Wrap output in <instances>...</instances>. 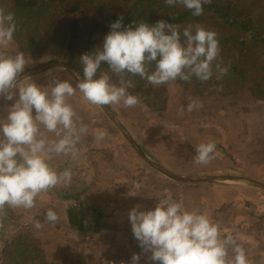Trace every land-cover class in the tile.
Listing matches in <instances>:
<instances>
[{"label":"clouds","instance_id":"obj_1","mask_svg":"<svg viewBox=\"0 0 264 264\" xmlns=\"http://www.w3.org/2000/svg\"><path fill=\"white\" fill-rule=\"evenodd\" d=\"M169 7L180 5L193 17L204 13L212 0H164ZM15 14L0 9V99L6 115L0 117V217L6 209L30 211L38 197L57 186L71 185V167L57 170L51 163L56 157L78 160L89 135V126L74 109L70 98L77 93L89 106L134 108L141 101L132 94L139 77L147 85L161 86L177 80L191 82L193 77L206 83L229 73L220 56L218 34L199 23H189L182 31L174 23L158 20L149 25L143 20L123 24V16L111 23L102 47L80 57L83 76L74 74L61 80L49 70L46 86L24 76L28 60L23 52L8 54L17 31ZM102 62L107 69L101 68ZM222 91V85L214 86ZM199 99H189L178 116L203 108ZM51 134V135H49ZM93 139L104 141L106 129H93ZM219 156L215 141L195 147L193 163L209 165ZM133 207L128 213L131 231L142 255L158 264H252L246 248L228 229H221L209 211L187 209L171 195L158 200L154 210ZM59 215L48 209L44 222L34 220L40 231L45 224L55 226ZM150 254V255H149ZM141 254H133L130 264H139Z\"/></svg>","mask_w":264,"mask_h":264},{"label":"rangeland","instance_id":"obj_2","mask_svg":"<svg viewBox=\"0 0 264 264\" xmlns=\"http://www.w3.org/2000/svg\"><path fill=\"white\" fill-rule=\"evenodd\" d=\"M4 51L11 55L19 52L15 43ZM25 58L28 65L21 77L30 73L29 76L34 77L32 74L40 72L36 70L57 60L41 54L25 55ZM59 71L73 77L75 74L67 67ZM75 71L80 74L77 69ZM165 86L168 97L161 94L151 97L161 112L151 111L142 102L134 108L116 107V117H120L123 131L111 127L126 141L129 152L122 154L123 167L112 173H123L127 180L108 183L107 188L100 189L102 197L99 199L76 198L72 204L89 203L87 206L103 213L102 218L95 214L88 217L87 222L95 228L99 221L107 233L93 235L84 242L73 239L68 223L60 227L62 217L64 219L60 208L55 210L60 217L55 226L45 224L46 228L35 230L33 221L42 217L47 212L46 207L53 204L52 199L47 200L43 195L37 198L32 210L6 209L7 215L0 217V260L6 240L23 235L45 254L46 264H130L134 253L141 254L139 264H154L142 255L132 234L128 213L137 205L142 206L141 210H154L158 200L171 195L189 210L209 211L221 229H228L239 238L238 242L246 248L252 264H264V189L246 180L264 185V140L257 138L260 140L254 142L251 138L264 133L258 125L264 117V104H261L264 100L236 87L215 95L204 88L186 92L177 81ZM190 98L202 101L203 108L178 116V108H186ZM165 99L167 103L163 106ZM255 116L257 120L253 121ZM128 133L138 142H133L130 136L125 137ZM201 137L217 140L222 145L217 149L219 156L207 166L193 163L195 147L204 142ZM159 167L177 179L199 178L208 182H168L160 177L167 178V174ZM98 168L95 167L96 173ZM229 177L246 178L254 187L228 181L214 182ZM38 212L40 215L37 216ZM48 227L51 229L47 232ZM45 238L47 242H44Z\"/></svg>","mask_w":264,"mask_h":264},{"label":"trees","instance_id":"obj_3","mask_svg":"<svg viewBox=\"0 0 264 264\" xmlns=\"http://www.w3.org/2000/svg\"><path fill=\"white\" fill-rule=\"evenodd\" d=\"M0 9L15 14L18 27L14 43L19 52L66 61L82 76L81 55L91 54L102 47L111 23L120 16H123L125 26L133 20H143L149 25L165 20L178 25L181 31L189 23H199L218 34L220 56L223 66L229 67V73L219 81L214 75L206 83L194 77L191 82H177L184 86L186 92L204 88L216 95L236 87L264 100V0H212L211 4L204 5V13L199 17H193L180 5L169 7L164 0H0ZM107 67L102 62L101 68L106 70ZM133 80L136 87L129 91L139 95L140 101L151 111L161 112L151 97L153 94L168 97L165 84L161 87L146 86L139 77H133ZM216 85H222L223 90L215 91ZM162 102L166 106L167 100ZM60 190L56 187L43 195L52 202H70L78 194V191ZM88 204L72 205L67 213L70 236L80 242L89 241L93 235L107 233L99 221L95 228L87 222V218L95 214L103 217V213ZM43 216L36 220L42 222ZM46 263L45 254L23 235L6 241L0 260V264Z\"/></svg>","mask_w":264,"mask_h":264},{"label":"crops","instance_id":"obj_4","mask_svg":"<svg viewBox=\"0 0 264 264\" xmlns=\"http://www.w3.org/2000/svg\"><path fill=\"white\" fill-rule=\"evenodd\" d=\"M60 69L63 68H56V70L55 69L52 70V72L56 71V73L53 74L57 75L61 80L71 78V82L73 83V85H75L76 82L75 77H73L67 72H63V71L57 72V70ZM32 78L37 84L41 86H46L47 81L49 79L45 75V73H39ZM70 102L73 104V107L77 111L78 115L82 117L83 122L88 124L89 135L83 142V145L81 147V155L78 160H71L70 158H65V157H56L51 161L52 165L56 167L58 171L63 170L66 167H71L73 172L71 185L69 187L67 188L63 186H57V187L58 188L62 187L60 190L61 192L64 191V189L68 191L69 190L80 191L76 196V198L78 199H83V198L85 200H90V198L99 199L100 197H102V195L100 194V189L107 188L108 183H116L127 180L126 178L123 177L122 175L123 173H116L115 175L114 173H112V172H116L119 168L123 167L124 163L122 162L121 158H123L124 155L122 154L123 153L126 154L129 152V146L127 145L126 141H124L123 138L119 137L112 130L113 128L114 129L116 128L118 132L123 131L122 128L123 125L118 119L119 116L116 117L117 115L116 112L118 110L116 109L115 106H108V107L104 106L103 108H101L102 111H99L98 108L94 106H89L87 105L86 102H83L80 98L79 93H77L75 97L70 98ZM11 103L12 102H5L2 99H0V117L6 115V113L4 112V107L6 104L10 105ZM109 108L111 111L109 110ZM256 120H257V116L254 117L253 121ZM258 125L261 127V129H264V117L262 118L260 124ZM97 128L106 129L109 133L108 137L102 142L95 141L91 135L92 130ZM129 136L131 137L133 142L137 141L129 133L128 135L127 134L125 135V137H129ZM251 138L253 141L254 140L257 141L262 138L261 141H263L264 133L263 135H260V137H257V135H255V137L252 136ZM200 139L201 141L204 142H207L209 140L208 137L206 138L201 137ZM212 141H215L216 144L220 145L219 141L217 140H212ZM220 147H222V145ZM255 149H257V146L255 147ZM94 162L95 165L92 166V163L94 164ZM95 167H100V169L98 168L97 173L95 171ZM173 183H177V182H173ZM74 201L75 200L70 202H64V201L55 200L53 204H50L51 205L50 208L53 209L54 211L60 208L62 214L64 212V219L62 217L61 220L63 225H60V227H64L65 223H68L67 213ZM50 208L46 207V210ZM36 215L38 216L40 215V213L38 212ZM46 227L47 226H44V228ZM50 229L51 228L48 227L46 231L48 232L50 231ZM43 236L46 237L47 234L44 233ZM46 238L44 239V242H47ZM47 256L49 257L48 253ZM47 260L49 262L48 258Z\"/></svg>","mask_w":264,"mask_h":264},{"label":"water","instance_id":"obj_5","mask_svg":"<svg viewBox=\"0 0 264 264\" xmlns=\"http://www.w3.org/2000/svg\"><path fill=\"white\" fill-rule=\"evenodd\" d=\"M58 65H62V66H65V67H67L68 69H70V71H72L73 73H77L76 71H75V68L71 65V64H69L68 62H66V61H63V60H56V61H53V62H51V63H49V64H46V65H44V66H42L41 68H39V70H36V71H43V70H45V69H47V68H49V67H53V66H58ZM35 71V72H36ZM35 72H32V73H35ZM31 74V73H30ZM30 74H26V75H24V76H28V75H30ZM23 76V77H24ZM81 77H82V75H80ZM23 77H21V79L23 78ZM158 169V168H157ZM162 172V171H161ZM163 173V172H162ZM165 174V173H164ZM166 175V174H165ZM167 176V178L166 177H162V176H160L162 179H165V180H167V181H170V182H187V183H194V182H208L207 180H203V179H199V178H186V179H177V178H175V177H169L168 175H166ZM170 178V179H169ZM173 179V180H172ZM245 180L246 178H231V177H229V178H219V179H216V180H214V182H225V181H231V180ZM247 181H250V182H252V183H255V185L257 186V187H260V188H262V189H264V185H262L261 183H256V182H254V181H252V180H249V179H246Z\"/></svg>","mask_w":264,"mask_h":264},{"label":"bare ground","instance_id":"obj_6","mask_svg":"<svg viewBox=\"0 0 264 264\" xmlns=\"http://www.w3.org/2000/svg\"><path fill=\"white\" fill-rule=\"evenodd\" d=\"M56 68H65V67L62 66V65L53 66V67H49V68H47V69H45V70H43V71H40V72L35 73V74H32V75H37V74H39V73H44V72H47V71H49V70L56 69ZM159 168H160V167H159ZM160 169L162 170V172H164V173L167 174L168 176L173 177V176H171L168 172H166L165 170H163L162 168H160ZM231 178H232V177H231ZM228 182H233V183H238V184H242V185L252 186V185H250L246 180H231V181H228ZM252 187H254V186H252Z\"/></svg>","mask_w":264,"mask_h":264}]
</instances>
